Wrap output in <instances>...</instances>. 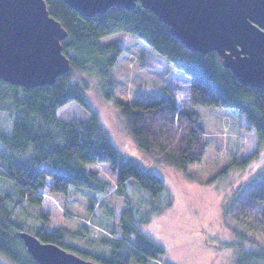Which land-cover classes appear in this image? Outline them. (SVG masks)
<instances>
[{
  "label": "trees",
  "instance_id": "trees-1",
  "mask_svg": "<svg viewBox=\"0 0 264 264\" xmlns=\"http://www.w3.org/2000/svg\"><path fill=\"white\" fill-rule=\"evenodd\" d=\"M46 2L51 15L69 33L62 44L71 60V72L60 76L54 84L34 88L0 79V111L13 120L11 134H0V177L11 184L9 190H0V258L6 256L15 264L40 263L26 249L19 235L21 221L13 215L10 206L15 202V206L24 207L26 203L39 208L49 182L53 191L62 194H67L71 188L95 193L104 190L105 183L88 165L107 163L117 177L121 195L126 194L123 185L129 181L142 186L154 197L165 189V182L158 174L122 158L86 99L87 76L110 77L123 53L117 42L102 44L100 39L105 36L126 32L142 39L191 78L193 107L220 106L238 110L251 123L260 143L264 142V88L242 84L231 69L223 66L217 51L202 54L188 49L171 34L168 25L140 2L133 9L113 6L91 17L63 0ZM104 93L109 99L114 97L110 89L104 88ZM71 102L90 109V119H60L57 111ZM117 105L129 134L153 162L187 170L203 160L208 146L206 130L193 110L180 108L173 97L117 100ZM251 183H260L256 185L264 189V171ZM255 187L248 185L250 198L241 203L248 207L246 218L250 219V227L258 218L257 214L264 212L263 194L257 197ZM121 230L122 238L103 242L108 255L93 254L69 244L63 228L41 227L33 234L44 242L56 243L90 258L88 260L95 258L101 264H144L165 253L162 245L138 228L129 210L123 214ZM258 261L264 262V252L241 250L237 264Z\"/></svg>",
  "mask_w": 264,
  "mask_h": 264
},
{
  "label": "rangeland",
  "instance_id": "rangeland-1",
  "mask_svg": "<svg viewBox=\"0 0 264 264\" xmlns=\"http://www.w3.org/2000/svg\"><path fill=\"white\" fill-rule=\"evenodd\" d=\"M100 42H117L123 53L110 77L87 76L88 104L98 114L122 158L158 174L165 189L154 197L129 181L123 185L126 194L121 195L110 165L90 164L88 169L105 183L104 190L92 193L71 188L62 194L53 191L49 182L39 208L26 203L24 207L15 206V202L10 206L21 221L22 230L36 233L41 227L63 228L69 244L93 254L108 255L103 242L123 237L122 217L129 210L138 228L166 249L158 259H149L144 264H237L241 250L264 252V212L257 214L250 227V219L246 218L248 207L241 205L243 199L250 198L248 185L256 186L257 197L263 194L264 198V189L256 185L260 183H251L264 171V142L260 143L245 115L220 106L193 107L191 78L137 36L117 32ZM104 88L110 89L114 97L107 98ZM140 97L145 100L173 97L180 108L193 110L208 139L201 163L182 170L153 162L144 153L129 134L117 105V100L134 101ZM91 110L71 102L61 107L57 115L65 121H83L90 119ZM12 127L13 120L0 111V134H11ZM10 187V182L0 177V190ZM129 243L133 245L132 241ZM91 260L98 262L95 258ZM0 262L15 264L3 255Z\"/></svg>",
  "mask_w": 264,
  "mask_h": 264
},
{
  "label": "water",
  "instance_id": "water-1",
  "mask_svg": "<svg viewBox=\"0 0 264 264\" xmlns=\"http://www.w3.org/2000/svg\"><path fill=\"white\" fill-rule=\"evenodd\" d=\"M63 1L88 17L140 2L188 49L217 51L242 84L264 88V0ZM68 35L46 0H0V79L32 88L56 83L72 70L62 44ZM19 235L40 264H101L29 231Z\"/></svg>",
  "mask_w": 264,
  "mask_h": 264
}]
</instances>
